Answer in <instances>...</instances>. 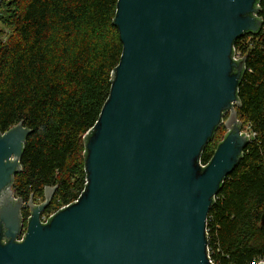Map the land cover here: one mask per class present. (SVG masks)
<instances>
[{
    "label": "water",
    "instance_id": "obj_1",
    "mask_svg": "<svg viewBox=\"0 0 264 264\" xmlns=\"http://www.w3.org/2000/svg\"><path fill=\"white\" fill-rule=\"evenodd\" d=\"M258 1L118 0L123 51L86 136L85 188L47 222L58 186L39 204L32 196L22 240L21 200L0 198V264H214L208 214L251 139L236 110L245 58L234 44L260 31ZM31 133L19 122L0 134V194Z\"/></svg>",
    "mask_w": 264,
    "mask_h": 264
},
{
    "label": "trees",
    "instance_id": "obj_2",
    "mask_svg": "<svg viewBox=\"0 0 264 264\" xmlns=\"http://www.w3.org/2000/svg\"><path fill=\"white\" fill-rule=\"evenodd\" d=\"M1 6L11 33L0 39V133L19 122L32 129L17 182L27 197L33 192L40 199L46 186H58L48 214L75 201L86 185V136L109 97L123 51L114 24L118 0H3ZM256 6L260 31L234 44V54L245 58L236 110L251 139L208 214L215 264L264 260V0ZM215 134L202 164L226 133L217 142Z\"/></svg>",
    "mask_w": 264,
    "mask_h": 264
},
{
    "label": "flooded vegetation",
    "instance_id": "obj_3",
    "mask_svg": "<svg viewBox=\"0 0 264 264\" xmlns=\"http://www.w3.org/2000/svg\"><path fill=\"white\" fill-rule=\"evenodd\" d=\"M4 132H1L2 134ZM21 163V161H20ZM23 171V166L21 164V169L15 171L12 174V179L9 183L5 185V187L2 189L0 198L7 196L8 198L11 199L12 202L16 203L18 200H21V206H20V215H21V222H22V229L19 234V237L23 234L26 233L27 231V225H28V220L31 216V209L29 206L30 199L33 196V202L36 204H39L43 201V198H36L34 193L31 192L30 196L27 197L25 192H24V185L22 183L17 182V176ZM45 214V212L43 213ZM18 237V238H19ZM5 241V239H4Z\"/></svg>",
    "mask_w": 264,
    "mask_h": 264
},
{
    "label": "rangeland",
    "instance_id": "obj_4",
    "mask_svg": "<svg viewBox=\"0 0 264 264\" xmlns=\"http://www.w3.org/2000/svg\"><path fill=\"white\" fill-rule=\"evenodd\" d=\"M0 9H1L0 11V39L2 38L6 39L11 33V25H10V22L8 21V13L6 12V9H4V7L2 6L0 7ZM228 116H229V113L226 114V116L224 117V120H226ZM243 130L248 131L246 129H243ZM226 131H227V128L225 124L223 123L215 134L214 142H217L220 139H222Z\"/></svg>",
    "mask_w": 264,
    "mask_h": 264
},
{
    "label": "built area",
    "instance_id": "obj_5",
    "mask_svg": "<svg viewBox=\"0 0 264 264\" xmlns=\"http://www.w3.org/2000/svg\"><path fill=\"white\" fill-rule=\"evenodd\" d=\"M241 57V52H239V51H236V53L234 54V58H240ZM64 206H66V205H64ZM64 206H62V207H64ZM61 207V208H62ZM55 213V211L54 212H51V213H48V214H43L42 215V221L43 222H47L48 220H49V218L53 215ZM24 235L25 234H23V235H21L19 238H18V240H22L23 238H24ZM211 257V256H210ZM211 261L213 262V260L211 259ZM261 262H264V260H260V261H258V262H256V263H254V264H260ZM214 263V262H213ZM215 264V263H214Z\"/></svg>",
    "mask_w": 264,
    "mask_h": 264
}]
</instances>
